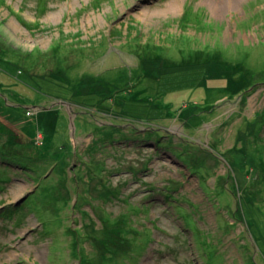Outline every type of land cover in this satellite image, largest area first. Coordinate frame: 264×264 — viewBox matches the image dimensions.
Listing matches in <instances>:
<instances>
[{"label":"rangeland","instance_id":"obj_1","mask_svg":"<svg viewBox=\"0 0 264 264\" xmlns=\"http://www.w3.org/2000/svg\"><path fill=\"white\" fill-rule=\"evenodd\" d=\"M262 60L264 0H0V264H264Z\"/></svg>","mask_w":264,"mask_h":264},{"label":"trees","instance_id":"obj_2","mask_svg":"<svg viewBox=\"0 0 264 264\" xmlns=\"http://www.w3.org/2000/svg\"><path fill=\"white\" fill-rule=\"evenodd\" d=\"M183 16V15H182ZM185 48V51L186 52H189V51H193V49H190V50H188L187 51V49H188V47H184ZM183 52V51H182ZM181 52V53H182ZM184 54H186L187 56L188 55H190V53H182V55H184ZM210 54H204V55H201V53H199L198 55H196V57H197V59H190V60H188L187 61V63L188 62H197V63H199V65H202V64H204V62H202L203 60H205L208 56H209ZM212 55V54H211ZM206 56V57H205ZM158 58H161L160 56H157ZM195 57V58H196ZM212 57H214V58H216L214 55L212 56ZM162 59V58H161ZM206 62H210V60L209 61H206ZM223 64H225V65H227L229 68H233L234 69V67L237 69V70H241V71H243L246 75H247V77H248V79H249V81L248 82H245V83H242L241 81L242 80H240V79H238L237 77H234L233 75L231 76V77H223L222 78V80H224L225 81V85H224V87L221 89V88H218V87H212L213 88V90H215V89H219V90H225V91H229V92H231L233 95H237V94H240V93H242V92H244L248 87H250V86H254L256 83L254 82V83H252V79H251V73H250V70L247 68V67H245L244 66V64H242V63H240V62H237V63H232V62H229V61H221ZM219 72V71H218ZM219 74L221 75V76H223L224 74H225V71H220L219 72ZM253 79H254V77H253ZM223 82H221V84H222ZM246 124H247V121H246ZM7 130V128H6V126H4V124L0 121V142H1V144L4 146L6 143H9L10 144V146H12V141L15 139V137H12V135L11 136H9V137H7V138H5V140L2 142L1 141V137H3V135H4V131H6ZM260 172H261V170H260ZM24 207V205L23 206H19V207H15V208H19V209H21V208H23ZM237 207H238V205H237ZM13 213L14 212H11V215H10V217H12L13 216ZM120 230V229H119ZM120 233L121 234H124V235H127V232H123L122 233V230H120ZM138 234V233H137ZM137 234H135V235H137ZM107 254L108 253H106V254H104V255H102L101 257H105V256H107ZM109 254H111V255H115V256H119V254L118 253H109ZM98 255V254H97ZM100 256V255H99ZM104 263V260H103V262H102V264Z\"/></svg>","mask_w":264,"mask_h":264},{"label":"bare ground","instance_id":"obj_3","mask_svg":"<svg viewBox=\"0 0 264 264\" xmlns=\"http://www.w3.org/2000/svg\"><path fill=\"white\" fill-rule=\"evenodd\" d=\"M207 1L211 2V1H213V0H207ZM176 7H177L176 4H174V3H170V4L167 5V10H175ZM245 60L247 61V64H251V65H253V66H256V65L252 64V62H251L252 57H251L250 55L245 56ZM263 62H264V60L261 61V63H263ZM261 63H260V64H261ZM260 64H259V65H260ZM259 65H258V66H259Z\"/></svg>","mask_w":264,"mask_h":264}]
</instances>
